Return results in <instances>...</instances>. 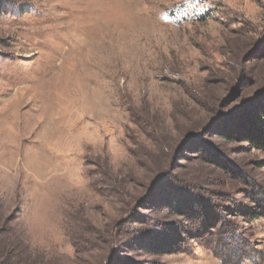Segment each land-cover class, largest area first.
<instances>
[{"label":"rangeland","instance_id":"1","mask_svg":"<svg viewBox=\"0 0 264 264\" xmlns=\"http://www.w3.org/2000/svg\"><path fill=\"white\" fill-rule=\"evenodd\" d=\"M263 86L264 0H0V228L15 264H221L191 242L147 253L123 229L141 226L132 209L148 228L176 219L141 203L161 170L221 207L264 189V154L209 129ZM242 231L259 251L246 264H264V220Z\"/></svg>","mask_w":264,"mask_h":264},{"label":"trees","instance_id":"2","mask_svg":"<svg viewBox=\"0 0 264 264\" xmlns=\"http://www.w3.org/2000/svg\"><path fill=\"white\" fill-rule=\"evenodd\" d=\"M214 123L209 129L218 138L245 144L248 151L264 154V86L251 97L242 99L240 105ZM196 153L201 154L206 163L219 162L216 156L211 160L207 157L210 154L204 145L203 149H196ZM260 163L264 167V161ZM196 181L197 178L178 181L171 176V172L161 170L156 179L160 182L159 191L150 194L149 198L144 197L141 203L146 212H164L165 215L176 216V219L163 223V228H148L154 221L148 222L141 213L132 209L129 212L134 222H139L141 226L135 227L127 222L123 229L125 240L147 253H159L167 248L168 252H174L175 248L176 251L185 250L191 242L210 251L221 264H246L257 260L259 251L255 243L245 237L242 228L243 225L264 220V189L246 183L248 187L243 189L241 199L227 200V196H222L226 205L221 207L212 202L210 191L207 192L209 196L201 193ZM5 233V227H1L0 264H15V258L20 257V253L16 255V250L12 249L15 247L2 243Z\"/></svg>","mask_w":264,"mask_h":264}]
</instances>
